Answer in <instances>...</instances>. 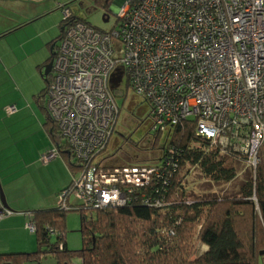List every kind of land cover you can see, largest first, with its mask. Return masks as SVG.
I'll return each instance as SVG.
<instances>
[{
  "label": "built area",
  "instance_id": "obj_1",
  "mask_svg": "<svg viewBox=\"0 0 264 264\" xmlns=\"http://www.w3.org/2000/svg\"><path fill=\"white\" fill-rule=\"evenodd\" d=\"M116 13L119 25L102 30L62 10L46 105L80 169L59 205L72 196L87 209L127 202L96 169L120 115V76L149 104L154 130L193 119L212 145L245 152L250 166L264 161V0H123ZM58 155L56 147L44 159ZM157 168L125 166L122 181L144 185ZM12 212L0 181V220Z\"/></svg>",
  "mask_w": 264,
  "mask_h": 264
},
{
  "label": "trees",
  "instance_id": "obj_2",
  "mask_svg": "<svg viewBox=\"0 0 264 264\" xmlns=\"http://www.w3.org/2000/svg\"><path fill=\"white\" fill-rule=\"evenodd\" d=\"M96 1L104 7L110 5V0ZM65 7L70 6L64 4L62 8ZM72 12L75 18L92 24L73 9ZM64 32L61 24V33L49 43L53 56ZM49 79L50 76L46 88L38 95L47 112L45 124L59 152L77 175L80 167L47 109ZM118 105L121 112L119 102ZM150 127L154 130L152 118ZM166 132L160 157L153 163H106L112 153L107 156L103 153L111 138L103 150L96 163L97 172L107 174L104 184L124 190L127 195L124 205L87 209L81 203L75 206L69 202V207L57 203L52 208L33 210L29 223L36 225V249L0 253V264H44L43 260L49 257L54 264H264V161L250 166L245 152L212 145L198 135L193 119L170 125ZM161 133L154 130L156 144ZM136 164L156 165L158 172L152 173L144 185L124 183L123 167ZM241 164L247 170L239 188L221 194L189 192L182 173L190 165L198 168L211 184H229L239 176ZM112 174L116 177L109 179ZM68 211H79L81 215L82 247L77 250H71L67 244ZM200 242L207 249L195 255Z\"/></svg>",
  "mask_w": 264,
  "mask_h": 264
},
{
  "label": "rangeland",
  "instance_id": "obj_3",
  "mask_svg": "<svg viewBox=\"0 0 264 264\" xmlns=\"http://www.w3.org/2000/svg\"><path fill=\"white\" fill-rule=\"evenodd\" d=\"M122 1L110 0V5L104 7L103 4L97 3L96 0H0V32L5 29L7 30L3 34L4 37L1 38L2 41L0 39L1 47L10 46L15 48V54H9L7 57L16 64L12 72L13 77L9 83H6L5 79L0 77V105L10 101H21V107L26 104L29 109L24 111L21 118L15 115L12 121L7 118L11 117L13 113L4 112V115H0V168L6 175H10L12 178L20 177L21 182L31 185L30 189L33 188L35 190L37 188L38 190L42 188V185L52 187L53 182L60 176L61 168L56 162L59 159L58 156L53 161L51 160V169H49L52 172L51 174H49L50 171L40 167L38 164L28 165L35 159L34 150L38 148L37 146L41 149L45 141L49 139L45 128L37 123L36 119L33 120L30 117V111L32 110L30 106L34 105V108L40 111L42 119L46 120V111L41 106L44 102L40 103L39 96L46 88L47 81L42 76L40 70L37 67L33 68L31 65L33 58L32 55L28 57V51L34 47V50L38 49L36 53H39L44 35L48 33L52 34L54 39L61 33L63 4L69 5L71 9L78 12L81 17L87 19L92 25L102 30H110L112 27L118 26L121 21L116 11ZM104 15L109 16L108 21L104 20ZM10 17L17 19L10 22ZM33 17V22H30L17 32L10 29L16 26L18 22L29 20L28 18ZM21 42H23L24 47L27 49V54H25L27 58L23 56L26 50L20 47ZM48 50L50 54V49L48 48ZM115 94L121 105V112L111 141L103 153V156L112 153L110 158L107 156L106 163L110 165L134 163V161H138L137 163H153L154 160L160 157V151L166 142L168 133L163 131L160 142L156 144L153 141L154 130L150 127L149 104L142 97H138L134 90L129 86L127 87L125 83L123 85V92L118 90ZM19 125L24 126L20 127L21 129L19 130ZM27 133L30 135H27ZM21 137H29V142L21 141ZM48 141L51 143L50 139ZM55 143L56 140H53L51 145L53 148L50 147V151L56 148L57 145ZM59 155L60 158H64L63 154ZM64 159L66 160V165L64 164L65 168L68 169V166L70 167L69 160ZM240 167L241 170L237 179L232 183L222 185L211 184L202 176L198 168L190 165L182 173L186 176L185 184L189 192L197 193V195L207 193L221 194L239 188L247 170L245 164H241ZM76 172L79 173L78 169ZM12 193L14 197H18V203L16 204L17 207L12 206L16 212L7 217H13V220L19 221L21 219L19 215H23L29 219V214L33 210L22 211L21 209H25L26 203L31 202V200L23 198L20 194L18 195L15 190H12ZM60 198L61 193H58L55 204H59ZM70 200L73 204L78 203L73 196ZM28 219H25V228H20L18 234L12 237L17 238L21 243L25 242L26 245L32 246L36 243V236L29 229ZM65 220L68 247L71 250L80 249L82 247L80 212L68 211ZM52 240H56L55 235H53ZM21 243L17 244L20 245ZM36 246L37 244L32 249L35 250ZM204 249L205 245L201 242L198 243L195 255L203 252ZM43 262L44 264H54V260L50 257L45 258Z\"/></svg>",
  "mask_w": 264,
  "mask_h": 264
},
{
  "label": "crops",
  "instance_id": "obj_4",
  "mask_svg": "<svg viewBox=\"0 0 264 264\" xmlns=\"http://www.w3.org/2000/svg\"><path fill=\"white\" fill-rule=\"evenodd\" d=\"M64 5V4H63ZM75 13L77 15L80 16V14L78 12L75 11ZM38 17V16H36ZM17 18L15 17H10L9 21H16ZM29 20H22L20 22H18V24L16 26L11 27L10 29H12L13 31H18L19 29L23 28L24 26H26L27 24H29L30 22H33L32 20L33 18H28ZM6 27V25H5ZM16 27V29H15ZM5 30H2L0 32V39L2 37H4V33H6ZM53 39L52 34H47L44 35V38L42 40V45L40 48L39 53H36V51H38V49L34 50V47H32L31 49H29L28 51V57L32 55V60H31V65L33 66V68L37 67L42 76L45 77L46 81H47V77L48 75H45V69H46V65L50 62V59L52 58V50L51 47L49 46L50 41ZM2 41V39H1ZM1 41H0V77L5 79L6 83H9L13 77V68L15 67V63L12 62L10 60V58H8L7 56L10 55H14L15 54V48H12L10 46L7 47H1ZM47 46V47H46ZM20 47L23 48L25 51V53L23 54L24 57L27 58V56L25 54H27V49L24 47L23 42L20 43ZM50 49V54H49V50ZM52 55V56H51ZM51 57V58H50ZM39 95V94H38ZM21 101H10L7 102L5 104L0 105V115H4V112H9L8 108L11 105H15L17 110L15 113L11 114V117H8L7 119L12 121V118L16 115V117L21 118L23 116L24 111L29 110L27 108V105H23V107H21L20 105ZM31 110L30 111V117L37 121V123L41 124L45 130L47 131L46 135L48 136V138L51 140V143H49V139L45 141L44 146L40 149L39 146H37L38 148L35 151V159L30 162L28 165H32V164H38L40 167L45 168L47 171H50L49 169H51V164L52 161L55 159H52V161H46L44 159V154L46 153V151H49V148L51 147L52 143H53V139L51 137L50 134V130L49 127L45 124L47 121V117L46 120H43L40 114V111L36 108H34L33 106H30ZM45 112V111H44ZM11 113V112H9ZM46 116H47V112H45ZM35 116V117H34ZM24 125H19V130L23 127ZM21 127V128H20ZM38 130V129H37ZM27 135H30L27 133ZM29 137H21V141H27L29 142ZM50 144V145H49ZM55 147V146H54ZM53 148V146L51 147ZM61 154V153H59ZM59 159L56 160L57 164L60 165V176L59 178H57L54 182H53V186L52 187H48L47 185H42L40 189L37 190V188H35V190L32 188L30 189L31 185L26 184L25 182H21V178L20 177H15L12 178L10 175H6L4 173V171L1 170L0 168V181H1V186L4 190L8 205H9V209H11L13 212L15 213V209L13 210V207H17L16 204L17 202V198L18 197H14L12 190H15V192L21 196H23V198H27L29 200H31V202H27L25 209H21L22 211L24 210H36V209H48V208H52L55 207L57 205V203L55 204V199L58 196V193H60L64 188H66L70 183L71 180L73 178V175L75 174V171L73 169H71L68 166V169L65 168L66 165V160L62 157L60 158V155H58ZM42 160V161H41ZM43 162V163H42ZM55 162V161H54ZM65 164V165H64ZM52 172L50 171L49 174H51ZM53 178V177H52ZM58 182V184H57ZM7 189V190H6ZM8 191V193H7ZM54 203V204H52ZM12 213L4 216L1 220H0V253H6V252H16V251H32L33 247L37 244L34 243L32 246L31 245H26L25 242L21 243L17 238H13L12 236L15 234H18L19 229L21 228H25V219H28L26 217H24L23 215H19L21 216V219L19 221H15L12 218L13 217H7L9 215H11ZM29 220V219H28ZM27 222V221H26ZM27 225V223H26ZM17 243H21L20 245H18ZM35 249V248H34ZM207 249V246L205 245V249Z\"/></svg>",
  "mask_w": 264,
  "mask_h": 264
},
{
  "label": "water",
  "instance_id": "obj_5",
  "mask_svg": "<svg viewBox=\"0 0 264 264\" xmlns=\"http://www.w3.org/2000/svg\"><path fill=\"white\" fill-rule=\"evenodd\" d=\"M104 20L105 21H108L109 20V16L108 15H104ZM52 66H53V63H52V60L46 65V69H45V75H48L51 73L52 71ZM119 81H121V76L118 77V78H113L112 79V82H116L118 83ZM2 200H3V204L5 207H9L8 205V202H7V199H6V196H5V193H4V190L2 188ZM262 254H264V251L262 252Z\"/></svg>",
  "mask_w": 264,
  "mask_h": 264
},
{
  "label": "flooded vegetation",
  "instance_id": "obj_6",
  "mask_svg": "<svg viewBox=\"0 0 264 264\" xmlns=\"http://www.w3.org/2000/svg\"><path fill=\"white\" fill-rule=\"evenodd\" d=\"M124 83L126 84V82H123L122 84H120L119 82L118 83L113 82V89L115 91H118V90L120 91L123 88Z\"/></svg>",
  "mask_w": 264,
  "mask_h": 264
}]
</instances>
